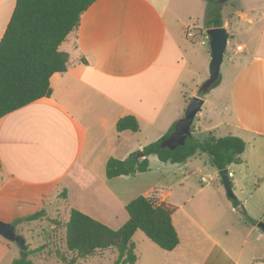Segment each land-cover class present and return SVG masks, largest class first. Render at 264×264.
I'll list each match as a JSON object with an SVG mask.
<instances>
[{
	"label": "crops",
	"instance_id": "obj_1",
	"mask_svg": "<svg viewBox=\"0 0 264 264\" xmlns=\"http://www.w3.org/2000/svg\"><path fill=\"white\" fill-rule=\"evenodd\" d=\"M202 1L96 0L83 12L59 45L68 54L67 68L51 75L50 95L0 118L1 221L47 212L50 199L62 197L68 217L74 208L117 229L127 220L125 205L143 195L173 208L179 241L166 251L136 231L135 264H264V231L241 218L212 176L201 175L206 184L198 186L186 183L189 173L175 181L167 170L155 182H144L146 171L105 176L109 158L125 159L159 139L196 94L203 79L192 75L196 55L188 31L206 30L199 23ZM15 2L0 0V39ZM229 5L221 14L233 55L219 84L203 96L194 135H234L245 142L241 162L226 168L239 204L258 222L264 220V0ZM127 115L137 119V131H117ZM153 157H147L149 166L160 167ZM2 239L0 264L4 258L11 264L21 246Z\"/></svg>",
	"mask_w": 264,
	"mask_h": 264
},
{
	"label": "trees",
	"instance_id": "obj_2",
	"mask_svg": "<svg viewBox=\"0 0 264 264\" xmlns=\"http://www.w3.org/2000/svg\"><path fill=\"white\" fill-rule=\"evenodd\" d=\"M96 0H16L15 6L0 39V118L51 93L49 79L55 72L65 71L68 54L59 50L66 36L78 26L83 12ZM206 2L203 26H222L221 9L223 1ZM220 82L217 80L216 87ZM169 130L156 141L142 148L144 157L138 158L133 152L125 159L109 158L105 166L108 179L120 175H133L149 168L147 157L156 155L160 161L182 163L195 154L204 153L209 163L220 170L241 162L245 142L237 136H216L207 132L201 138L192 134L183 145L174 149L161 148L160 143L174 129ZM117 131H137L139 123L132 115L120 118ZM1 168V164H0ZM234 206L239 202L234 197ZM127 220L117 229L78 210L70 209L66 220L64 251L56 252V257L66 264H74L78 258H86L109 249H115L118 257L114 264H135V243L132 236L142 231L145 236L160 248L169 251L178 244L177 231L172 223L173 208L156 199L139 195L125 205ZM44 208L30 215L17 218L11 224L34 221L43 217ZM256 225L257 221L249 218ZM42 247L29 249L21 246V255L11 264H33L29 258ZM71 254L68 258L67 254Z\"/></svg>",
	"mask_w": 264,
	"mask_h": 264
},
{
	"label": "rangeland",
	"instance_id": "obj_3",
	"mask_svg": "<svg viewBox=\"0 0 264 264\" xmlns=\"http://www.w3.org/2000/svg\"><path fill=\"white\" fill-rule=\"evenodd\" d=\"M231 1H233V0H231ZM231 1L225 2V4H227V5L222 8L224 14H226L230 10L229 4ZM202 2H204V1H202ZM205 7H206V5H205ZM202 12H203V15H205V10H202ZM204 18H205V16H203V22H204ZM199 23H201V26H203V23L201 21H199ZM202 30L203 29L197 28V26H193L191 28V30L188 31V33L190 32L189 33L190 38H191V40L194 41L193 42L194 44H192V45L194 46L193 48H194V52L196 55V58H195L196 62L194 65L195 73H193L192 75H193V77H195V79H197V78L203 79V81H204L205 79L203 77L208 72V65H209V60H210V55H207V52H210V50H209L207 38L204 39V43H201L202 37L203 36L206 37V33L203 32ZM232 45H234V47H235V43L232 40H230L229 44L226 47L224 57H223V62H222L221 68H220V72L222 74L225 73L224 71L226 69V63L228 61V58L233 55L232 54L233 51L231 49ZM200 84H199V86H200ZM186 92L188 93V92H190V90L187 88ZM185 107H186V104H185ZM185 107H184V109H185ZM196 120H197V117L194 118L193 123H195ZM195 135L199 137L200 132H196ZM153 158H155L154 160L157 161V163L160 165V167H157L156 165L153 164V162H151V164H150L151 166H149L150 171L149 172L146 171V173H144V175H141V176H146L144 179V182H155V181L161 179L160 171L167 170V172L165 171L166 174L170 175V173H172L171 176H173L175 181L176 180L180 181V179L183 178L184 174L189 173V176H188L186 183H191L195 186L206 184L205 182L199 181V177L201 175H203V176H209L210 175L213 177V180L210 182H216L219 184H223L221 179H220V176L218 174V170L209 163L208 157L204 153H199V154H196V155L190 157L187 165H184L183 163L163 162V161H160L157 157H153ZM198 168L201 170L200 174H198V175L195 173L190 174L189 170H197ZM229 178H231V177H229ZM177 186H179V185H176L173 188V191L178 190ZM223 187H224V185H223ZM232 189H233V187H232ZM225 193H226V190H225ZM233 193H234V197L237 199L238 198L237 194H235L234 191H233ZM236 193H238V191H236ZM229 198L232 201L233 198H231V197H229ZM49 204H50V206L47 207V212L45 213V215L43 217H41L37 221L25 223L22 230L16 229V228H15V230L18 234H20L21 236L24 237L25 243L27 241L32 248L42 247V249L39 252L29 256V258H31V260L33 261V264H66V263H63L62 261H60L56 257V252L57 251L58 252H65L64 251V237H65L64 224L67 220L68 212H67V210L65 212V207H64L65 204L63 203L62 197L51 198L49 201ZM240 204L243 205L242 203H240ZM243 207H244V205H243ZM240 213L242 216L241 218H243L244 220H249L248 214L246 213V211L240 212ZM125 216H126V213H125ZM109 223H111L110 225L112 227H116L118 225L117 222H109ZM137 232H138L137 233L138 235H136V236H144L142 231H137ZM2 238H3V236H2ZM2 240H5L4 242H7L10 245L12 244L13 246H14V244H15V246L17 244L15 241H11V240H8L6 238H4ZM20 255H21L20 253L17 254V257H19ZM67 255H68L67 256L68 258L71 256V254H69V253ZM117 257H118V252L115 249H111V250L105 251L99 255L96 254L93 256L86 257V258H79L74 264H114ZM6 259L7 258H4L1 262V264H5Z\"/></svg>",
	"mask_w": 264,
	"mask_h": 264
},
{
	"label": "water",
	"instance_id": "obj_4",
	"mask_svg": "<svg viewBox=\"0 0 264 264\" xmlns=\"http://www.w3.org/2000/svg\"><path fill=\"white\" fill-rule=\"evenodd\" d=\"M205 33L210 50L208 76L200 84L196 94L188 100L184 109L183 116L175 122L174 129L170 133V135L160 143L161 148L174 149L177 146L183 145L185 143L187 137L192 134V124L195 116L200 111L201 106L203 105V96L207 92H209L210 89H212L217 80L220 78V68L228 44V33L223 26L207 28L205 30ZM137 157H144V153L142 150L137 152ZM218 174L224 185L227 195L233 198L234 193L227 168L218 170ZM236 209L239 212L246 211L241 204H239ZM256 226L264 231V220H259L256 223ZM0 235L8 240L15 241L20 246H22L25 241L24 238L16 232L15 226L1 220Z\"/></svg>",
	"mask_w": 264,
	"mask_h": 264
},
{
	"label": "built area",
	"instance_id": "obj_5",
	"mask_svg": "<svg viewBox=\"0 0 264 264\" xmlns=\"http://www.w3.org/2000/svg\"><path fill=\"white\" fill-rule=\"evenodd\" d=\"M241 49V46H238L237 47V50H240ZM230 176V175H229ZM202 181H205V179L204 178H202Z\"/></svg>",
	"mask_w": 264,
	"mask_h": 264
}]
</instances>
